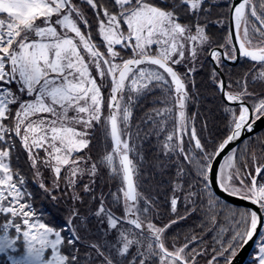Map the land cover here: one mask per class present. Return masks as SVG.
I'll return each instance as SVG.
<instances>
[{
    "label": "snow or ice",
    "instance_id": "1",
    "mask_svg": "<svg viewBox=\"0 0 264 264\" xmlns=\"http://www.w3.org/2000/svg\"><path fill=\"white\" fill-rule=\"evenodd\" d=\"M0 255L264 264V0H0Z\"/></svg>",
    "mask_w": 264,
    "mask_h": 264
},
{
    "label": "trees",
    "instance_id": "2",
    "mask_svg": "<svg viewBox=\"0 0 264 264\" xmlns=\"http://www.w3.org/2000/svg\"><path fill=\"white\" fill-rule=\"evenodd\" d=\"M37 207H41V205L39 204V202H38V204H37ZM43 207H44V210H45L46 212H47V211H50V209L48 208V206H47L46 204H44Z\"/></svg>",
    "mask_w": 264,
    "mask_h": 264
},
{
    "label": "rangeland",
    "instance_id": "3",
    "mask_svg": "<svg viewBox=\"0 0 264 264\" xmlns=\"http://www.w3.org/2000/svg\"><path fill=\"white\" fill-rule=\"evenodd\" d=\"M0 264H6L5 258L0 255Z\"/></svg>",
    "mask_w": 264,
    "mask_h": 264
}]
</instances>
